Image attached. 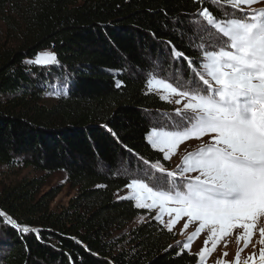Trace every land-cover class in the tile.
<instances>
[{
	"label": "trees",
	"instance_id": "16d2710c",
	"mask_svg": "<svg viewBox=\"0 0 264 264\" xmlns=\"http://www.w3.org/2000/svg\"><path fill=\"white\" fill-rule=\"evenodd\" d=\"M202 6L214 13L194 0H0L2 21L19 9L23 27L19 45L0 52V168L62 173L76 190L55 212L59 190L42 192L43 178L0 183V211L39 230L0 217V264H197L156 220L129 228L146 212L114 194L151 163L169 167L146 137L173 108L146 81L186 70L171 45L201 58L190 39ZM45 49L57 64L27 65Z\"/></svg>",
	"mask_w": 264,
	"mask_h": 264
},
{
	"label": "snow or ice",
	"instance_id": "6c2138e0",
	"mask_svg": "<svg viewBox=\"0 0 264 264\" xmlns=\"http://www.w3.org/2000/svg\"><path fill=\"white\" fill-rule=\"evenodd\" d=\"M194 2L203 5L204 0ZM225 2L231 18L218 19L209 7L198 9L196 16L203 23L196 30L199 42L190 39V47L202 53L199 60L168 42L173 60L187 65L186 70L177 69V84L154 75L146 81L149 91L179 106L175 119L169 118L171 124L153 127L146 139L165 161L185 145L180 162L173 170L160 161L151 163L154 172L144 175L151 177L152 186L133 178L125 186L128 194H118V199L155 210L153 219L169 232L184 218L181 234L198 224L178 254L191 253L193 242L207 230L195 254L197 264H207L220 245L226 248L231 240L238 246L235 260L218 259L216 264H241V254L250 246L253 251L243 264H264V7H253L264 0ZM26 63L50 66L58 60L55 52L42 51ZM122 83L117 81L116 87ZM191 140L201 142L195 150L186 145ZM0 217L18 231L39 237L38 229L20 225L5 212L0 211Z\"/></svg>",
	"mask_w": 264,
	"mask_h": 264
},
{
	"label": "rangeland",
	"instance_id": "374dc122",
	"mask_svg": "<svg viewBox=\"0 0 264 264\" xmlns=\"http://www.w3.org/2000/svg\"><path fill=\"white\" fill-rule=\"evenodd\" d=\"M204 2H206V4H209L212 7V9L214 10L213 14L218 19L231 18L232 9L230 8V6L226 5L225 0H219V2L215 3V4H213V0H204ZM20 7H22V6H20ZM253 7L262 8V7H264V3L253 5ZM18 13H20L19 9L16 11L11 10L8 13L9 17L11 18V22H12L11 23L12 25H10V26H7L2 21V19L0 18V52L13 50L21 42L20 35L23 32V27H22L21 19L19 18ZM225 13H227L228 15L225 16L224 15ZM236 15H239V13H236ZM196 23H197V26L199 27V25L203 22L201 20H199V18L197 17ZM198 36H199V33H197L196 37H195L197 39V42H199ZM206 41H207V35L205 34V42ZM42 51H52V50L51 49H45V50L39 51L38 53H40ZM201 55H202V53H201ZM27 65H30V64H27ZM34 66H38V65H34ZM39 67H48V66H39ZM152 76L153 75H149L148 79L151 78ZM174 77H176V78H174ZM174 77H171L172 82H173V84H177V80L179 79V77H177V76H174ZM180 83H183V80H180ZM54 88L55 89L53 90V95H54V93H55V95L52 98H48L47 100H45V102L48 104L52 103L55 100V97L59 92V90L57 89L58 87L57 88L54 87ZM150 92L154 93L160 99V94L158 92H155V91H150ZM160 100H162V99H160ZM162 101H164V100H162ZM164 102H166V101H164ZM166 103H168L172 106L173 112L171 114L167 115L166 117L162 118L161 121H159L160 126L158 125L156 127L158 129L159 128H165L166 125L171 124V119H169V118L175 119L174 110L176 107H179L178 105H175L174 103H169V102H166ZM167 129L171 130L170 128H166V130ZM147 142H148V140H147ZM200 143H201L200 141L191 140V141H187L186 145L189 146L190 150H195L199 146ZM149 145L151 146L150 143H149ZM184 147H185V145H181L180 149L178 150V155L173 156V158L171 160L167 161L169 164V167H166L167 169L173 170L176 168V165L180 162V156H182L184 154V151H183ZM154 150L159 151L157 149H154ZM123 169L127 170L126 167ZM148 169L149 170H145V171L150 172V173L154 172V170L151 169L150 167ZM145 171H143L140 174H137L136 176H140L141 174H144ZM155 175L158 176L160 174L155 173ZM141 177L143 179L147 177L145 179L146 182L150 183V185L153 184L150 176H146V177L141 176ZM34 178H43L45 180V185L41 190L42 192H46L50 189H58L59 190L58 195L56 196L53 203L51 204L50 208L52 211L59 212L60 210L65 208L68 205V202L70 201V199H72L76 194V190L70 187V185L67 183L65 175L62 173L45 174V173H41V172H36V171L32 170L31 168H24L22 166H15L13 168H6L5 166H3L0 168V183L1 184L13 185V184L20 182L23 179L30 180V179H34ZM137 178H140V177H137ZM165 179H167V178H165ZM128 192H129V190L126 187H124L123 189L119 190L118 192H116L114 194V199L119 201L121 199H118V194H119V196H124V195H127ZM132 202L135 206V202L134 201H132ZM141 210H144L146 213L139 215L137 218H135L128 225L129 228L136 227L139 224L144 223L145 221H147L149 219H153V217L156 214L155 210H153V211H149L148 209H141ZM141 218H143V219H141ZM165 219H167V217H165ZM185 221H186V218L181 220L177 225L174 226L173 231H172V233L176 236L177 242H179V245L181 247H182V244L187 241V237L189 235H191V233L193 231H195V228L198 226V224L190 225L189 228L187 230H184L183 233L181 234V229H182L183 223ZM262 223H264V222H262ZM206 235H207V230H205V233H202V235L193 242L192 249H191L192 254H196L199 251V249L203 246L202 241L204 238H206ZM256 239H258V235H257ZM259 247L260 246L258 244H256V251L257 252H258ZM237 250H238V246L234 240H231L228 243V246L226 248L223 246V244H221L220 247L217 249V251L214 252L212 254V256L208 259L207 264H216V261L218 259H223L226 261H234ZM252 251H253V248L251 246L248 249L244 250V252L241 254V264H243V260ZM223 252H227L228 255L226 257H222Z\"/></svg>",
	"mask_w": 264,
	"mask_h": 264
}]
</instances>
